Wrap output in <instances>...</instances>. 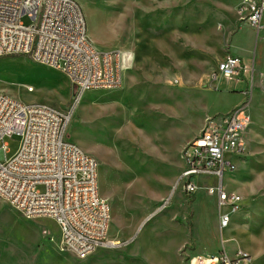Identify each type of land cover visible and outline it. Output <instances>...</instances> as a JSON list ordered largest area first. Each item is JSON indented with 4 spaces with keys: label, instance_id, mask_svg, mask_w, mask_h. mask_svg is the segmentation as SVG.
Listing matches in <instances>:
<instances>
[{
    "label": "rangeland",
    "instance_id": "rangeland-1",
    "mask_svg": "<svg viewBox=\"0 0 264 264\" xmlns=\"http://www.w3.org/2000/svg\"><path fill=\"white\" fill-rule=\"evenodd\" d=\"M77 2L97 50L135 52L134 76L127 69L121 87L87 90L78 100L62 70L6 55L0 93L62 112L75 106L66 138L99 162V193L111 206L110 242L83 257L62 251L55 220L27 218L0 198V264H191L196 255L233 259L238 250L250 255V264H264V125L251 123L246 151L232 159L236 170L225 171L223 189L241 195L237 212L225 209L229 227L220 230L217 198L209 194L219 180L194 176L197 190L188 193L181 179L184 149L206 119L250 99L241 86L212 81L238 26L233 46L251 47L256 39L257 31L239 21L241 0ZM19 142L18 135L5 137L0 159L12 156Z\"/></svg>",
    "mask_w": 264,
    "mask_h": 264
},
{
    "label": "built area",
    "instance_id": "built-area-1",
    "mask_svg": "<svg viewBox=\"0 0 264 264\" xmlns=\"http://www.w3.org/2000/svg\"><path fill=\"white\" fill-rule=\"evenodd\" d=\"M237 14L240 22L259 31L264 0H241ZM16 54L62 70L80 92L78 100L87 90L121 87L123 72L133 60L128 51L94 47L77 0H0V57ZM244 70L241 58L235 55L226 56L218 66V74L226 78H240ZM251 88L250 84V93ZM246 107L247 103L226 115L209 116L183 153L186 167L181 179L188 193L197 190L194 176L219 180L209 194L217 197L221 231L231 223L226 207L235 213L241 201V195L224 190L222 182L225 171L236 170L232 159L246 151L247 129L252 123ZM74 110L75 106L62 112L46 103L26 104L0 93V142L7 136L20 137L16 152L0 159V198L27 218L55 220L60 249L83 257L109 244L111 206L99 193L97 158L66 138ZM7 146L3 142L9 152ZM250 261L248 253L238 250L233 259L226 253L198 255L191 264Z\"/></svg>",
    "mask_w": 264,
    "mask_h": 264
},
{
    "label": "crops",
    "instance_id": "crops-1",
    "mask_svg": "<svg viewBox=\"0 0 264 264\" xmlns=\"http://www.w3.org/2000/svg\"><path fill=\"white\" fill-rule=\"evenodd\" d=\"M262 25L263 27L257 31L256 39L251 43V47H244V46H233V40L235 35H237L238 30L242 28V26H238V28L232 32L230 35L228 49H227V56L228 55H235L241 58L243 66H244V74L239 78H226L218 74L212 81L219 82L220 84L226 82L228 88L232 87H239L241 86V91L246 96L250 93V84L253 85L251 88L250 99L247 102V110L251 115L252 125L254 127H261L264 125V14L262 18ZM233 48V52L231 49ZM120 49V48H119ZM128 52H133V50L121 49ZM133 60L131 62L130 67L128 68L127 72H133L132 75L134 76V64L136 61V54L135 56L131 54ZM178 57V56H176ZM125 72V71H124ZM123 72V81H127ZM126 78V79H125ZM249 84V88H248ZM244 88V90H243ZM254 96V101L252 103V97ZM217 198V197H216ZM165 202V201H164ZM198 256V255H196Z\"/></svg>",
    "mask_w": 264,
    "mask_h": 264
},
{
    "label": "bare ground",
    "instance_id": "bare-ground-1",
    "mask_svg": "<svg viewBox=\"0 0 264 264\" xmlns=\"http://www.w3.org/2000/svg\"><path fill=\"white\" fill-rule=\"evenodd\" d=\"M126 70V69H125ZM83 96V95H82ZM82 96H81V98H82Z\"/></svg>",
    "mask_w": 264,
    "mask_h": 264
}]
</instances>
